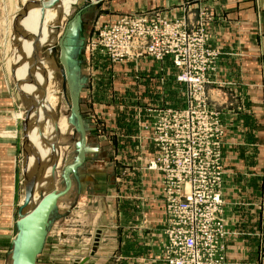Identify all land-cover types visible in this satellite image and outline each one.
<instances>
[{"label": "rangeland", "instance_id": "obj_1", "mask_svg": "<svg viewBox=\"0 0 264 264\" xmlns=\"http://www.w3.org/2000/svg\"><path fill=\"white\" fill-rule=\"evenodd\" d=\"M25 1L26 0H0V159L1 157L11 158L10 164L7 166L10 173L6 171L7 169L4 171L0 167V264H17V257L20 249V227L17 224V212L21 204V199L23 200L24 193V185L22 181V125L29 109V107L26 108L29 106L27 101H32V99L24 93L26 88L21 90L20 84L17 83L16 79L18 74H15V68L20 69L19 64L25 62V58L18 60V57H16L18 50L16 51V49L22 51L31 45L30 38H28L29 34L24 35L22 32L23 30L19 28V21L24 17L23 6L26 4ZM30 2H33V0L29 1V5H31ZM92 2L93 0H62L58 20L56 22L49 21L46 26L41 27V29L37 31V35L35 34L36 38L39 35V43L43 44L38 54L39 58L42 60L40 66L41 70L38 71L37 69L31 71V74L35 76H33L35 81L32 80L31 76L22 68L23 74L21 77L25 81L24 83L28 84L29 88L36 82L40 83L44 80L45 96L47 95L50 98H53L51 107H48V103L43 101V108L47 111L44 113L43 117L41 116L42 118L36 113V106L33 105V112L31 113L29 120V131L32 130V142L39 146L34 140L35 131L37 132V137H41L40 139L38 137L40 140V146L42 149L49 151L50 154L49 158L43 160L41 163V160L45 158V155L39 154L34 156L31 150L32 155L30 156L32 163L33 161L35 163V160H37L36 164H39V167L42 164L40 174L41 172H44L42 171L44 168H47L44 170L45 172H48V177L45 178L46 181L37 191H35L34 186V195L39 196L40 200L50 192H54L58 195V197L51 200L50 205L46 208L47 219L43 245L36 259V264H84V257H89L91 249L92 251H96L99 247L104 249V254H108V258L104 262L105 264H132L130 259L138 253V249L135 246V238L128 235L130 231L129 228L131 227H114L115 223L114 226H110L109 224L107 229V235L109 237V239H107L108 241L102 240L100 237V230L97 232L99 229V225H97L99 212H101L99 211V204L97 203L99 202L101 195L102 197H106V200L109 203L113 202L115 204L116 201H120L121 198L118 197H121L119 186L122 181L121 175L122 173H135L132 169L136 168V166L132 162L133 159L130 155L137 154L138 149L131 145H119L116 138L121 136V133L117 130L105 131L100 128L98 129V126H95L96 129L91 130L90 135V130L84 128L85 122L83 120H94L95 115L88 114V112H85L82 115L79 114V104L76 100V92L85 88L88 78L84 75L79 77L76 75L77 82L74 86L73 77L70 76V71L73 70L72 68L78 65L81 72H83V66L86 68L87 61H89L91 57L96 56V54L103 57L110 64L137 60L126 58L122 61L113 60V57L108 55L102 49L103 47L100 44V40L98 41L100 32L103 31V29L114 25L116 20L122 17H150L152 15H158L168 21H185L190 27L200 22V20H197V22L192 21L189 17H166L160 13L132 14L121 16L91 30L92 27L89 28L90 26L88 24L91 23L93 17L89 11H87V7ZM25 20L23 22H25ZM206 23L207 25L204 27L206 29L205 31L208 41L209 35L207 29L209 27V22ZM17 39H22L21 41L19 40V48L16 47L17 44H15ZM59 43H61L67 56L68 76L64 93L61 89L62 65L55 54L48 52L50 44H52L58 52ZM214 51L219 54L217 50ZM140 58H148L159 62L149 57ZM16 60L18 61L16 62ZM178 76L179 70L176 73L175 82L182 87L183 92L181 97H179V99H173L174 102L172 101L171 106L156 108L154 111L159 112L164 109H180L187 113L188 117L183 119L178 117L177 122L173 119H168L167 124L159 125V121H156L155 114L149 122L140 123L139 125V131L141 130L145 135L143 136V139L154 149V157L136 169L156 173L160 178V191L164 207V243L160 253V261L163 264H168L167 260L165 261L164 256V247L167 242V236L165 233L166 196L165 193H163L162 187L163 175L158 171L149 170V163L160 164L163 161H167L171 164L173 171H176L178 164L177 161L174 160V149L175 147H178L183 150L185 147L180 141H176V145H168L162 138L164 134H166L167 138L173 141L176 139H184L186 141H194L197 144H202L203 141L206 140L204 130L198 128L196 124H194L193 127L190 126V119H194L195 117L188 111L197 108L198 100L193 96L189 87L179 82L177 78ZM208 83L209 84L205 87L207 94L210 90L209 87L216 85V82L213 80H208ZM108 99V104L115 108H118L123 101V99L117 95H111ZM96 100L99 103L105 99L97 97ZM207 105H209L217 115L219 114V120L222 127L220 129V142L214 140L217 133L210 131L208 133L209 141L206 143L213 147L221 145L220 151L222 158L225 131L220 113L217 110V102L210 100L208 95ZM69 106L74 107L79 114L82 121V130ZM62 119L69 125L68 135H61L57 131L56 127L58 121ZM48 124H52L51 126L56 128L55 131H53V128L51 127V134H49V132L47 133L49 128ZM36 125L38 126L36 127ZM51 136L54 139H52ZM83 137V153L81 160L78 162L79 145ZM136 137L139 139L140 135L138 134ZM100 138H110V144H100ZM4 147L9 149V151L6 152V155H4ZM51 148L53 150H51ZM199 155H206V152L195 156L190 150H186L182 155L181 161L184 162L192 161V159H201L207 166L203 167L204 173L196 175L197 183L195 188H197V190L195 193L202 192L203 189L206 188L209 189V191H212L213 195L219 196L222 201L223 207L220 213V218L223 221L224 235L220 239V244L222 247L221 254L223 255L224 264H226L225 241L230 233L226 228L227 222L223 217L225 206L221 194V185L224 177L223 159H221V161L219 160L221 171L218 172V169L220 168L214 166L213 160L199 158ZM135 159L137 165L141 164L143 161L141 157H136ZM5 173L6 175L7 173L11 174L12 180V195L9 202L10 210L8 209L10 217L4 216L3 211L5 209L3 204H1L5 198V189H1ZM64 173L67 177L64 176ZM86 173L88 175L84 176ZM100 179L103 180L102 188L104 189V192L102 191V193H100ZM131 196L134 195H130V197ZM33 200H35L34 203L38 202L37 199ZM106 200L104 198L103 201L105 202ZM211 202L212 196H207V200H203L201 204L208 206L211 205ZM101 210L104 212L103 217L105 216L108 221H111L116 216V212H118L113 208L107 210L105 209V206H103ZM5 212L7 211L5 210ZM123 212L122 208H120L119 213L121 219L127 217V215H125L126 211ZM257 232L261 238L260 246L257 247V250L261 251L259 258L257 259V264H264V224L258 227ZM201 245L205 246V251H208L209 243L206 240H202ZM95 251L92 252L91 256L94 255Z\"/></svg>", "mask_w": 264, "mask_h": 264}, {"label": "crops", "instance_id": "obj_2", "mask_svg": "<svg viewBox=\"0 0 264 264\" xmlns=\"http://www.w3.org/2000/svg\"><path fill=\"white\" fill-rule=\"evenodd\" d=\"M87 11L93 17L88 24L91 30L132 14L160 13L166 17H189L195 22L200 20L201 13L208 17L206 46L219 52L215 72L210 76L216 85L209 87L208 95L217 102L225 131L221 194L225 203L223 217L230 233L225 241V260L226 264H257L261 253L257 250L261 243L257 229L264 224V0H93ZM87 62L83 72L78 65L70 71L74 86L76 75L88 78L85 88L76 92L79 114L95 115L94 120H83L84 128L90 130V135L97 126L105 131H119L118 144L135 146L138 152L130 155L132 162L136 168L144 165L154 157V149L143 139L145 135L139 131V125L150 121L154 109L171 106L173 99L181 97L182 87L175 82L177 71L170 59L156 62L139 58L110 64L96 54ZM111 95L123 99L118 108L108 104ZM97 97L105 100L98 103ZM109 140L100 138L99 142L110 144ZM3 151L6 155L9 149L4 147ZM136 157L143 159L141 164L137 165ZM10 159L1 157V169H7ZM136 168L132 169L135 173L121 175L120 201L109 203L101 195L96 230H100L103 241H108L109 224L131 227L128 235L135 238L138 249L130 259L132 264H163L160 253L164 243V207L160 178L156 173ZM8 173L1 188L5 189L1 202L7 211H3L5 217H10L12 195ZM102 184L100 179V193L104 192ZM101 205L118 211L111 221L103 217ZM120 208L126 211V218L121 219ZM103 250L99 247L91 256V249L84 264H105L108 254Z\"/></svg>", "mask_w": 264, "mask_h": 264}, {"label": "built area", "instance_id": "obj_3", "mask_svg": "<svg viewBox=\"0 0 264 264\" xmlns=\"http://www.w3.org/2000/svg\"><path fill=\"white\" fill-rule=\"evenodd\" d=\"M200 22L188 26L185 21H168L158 15L150 17H122L115 24L100 32L98 41L102 49L113 60L153 58L159 62L170 59L178 71L179 82L190 88L198 100L195 110H189L195 118L190 119L204 130L206 140L202 144L184 139L171 140L166 134L162 137L168 145L180 141L185 149H174V160L178 167L173 171L167 161L149 163L148 169L163 175L162 187L166 196V229L167 242L164 247L165 261L168 264H224L220 239L223 237L221 220L222 201L209 189L195 193L196 175L204 173L206 166L201 159L181 161L184 151L190 150L199 158L213 160L214 166L220 168L221 145L209 146L208 133L214 131L215 141L220 142L221 122L219 114L207 105L205 87L210 76L215 72L219 54L206 47V29L208 17L199 14ZM207 28V27H206ZM159 125L167 124L168 119L177 122V118H187L183 110L164 109L155 112ZM195 122V123H194ZM153 129V128H152ZM153 140V139H152ZM153 142V141H152ZM207 167V166H206ZM221 168L218 169V172ZM207 196H212L211 205H202ZM202 240L209 243L208 251L201 245Z\"/></svg>", "mask_w": 264, "mask_h": 264}, {"label": "bare ground", "instance_id": "obj_4", "mask_svg": "<svg viewBox=\"0 0 264 264\" xmlns=\"http://www.w3.org/2000/svg\"><path fill=\"white\" fill-rule=\"evenodd\" d=\"M29 1L30 0H26L25 1L26 5H28V9H27V13L24 14L23 19H21L19 21V28H21L23 30L22 32L24 33V35L29 34L28 38H30L31 45L27 49H23L22 51H20L19 49H16V51L18 50L17 51V56H16V57H18V60H21V59L25 58V62L24 63L21 62L19 64L20 69L19 68H15V74L16 75L18 74V77L16 79H17V83L20 84L21 90H24L26 88L24 90V93L26 95H28L32 99V101L30 100V102H29V100L27 101L29 103V106H27L26 108L33 107V105L36 106V108H35L36 109V113H38V115L40 117L41 116L43 117L44 113L47 111L45 108H43V103H44L43 101L48 103V107H51V104L53 103V98H50L47 95L45 96V92H44V97H43V94L41 93V91L39 89V87H41L44 90V87H45L44 80L42 82H40V83L36 82L34 85H32V87L29 88L28 84L24 83L25 81L23 80L21 75L23 74V70H24L28 75L31 76V79L35 81V79L33 78L34 75L31 74V71L37 70V69H38V71H40L41 70V68H40L41 64H39L35 68L33 66L34 65V60H35V49L33 47V42H35L37 31H39L41 29V27L46 26L49 21H55L56 22L58 20V16L60 14V6H61V1L62 0H33V2H30L31 5H29ZM24 20H25V22H23ZM37 39L39 41V35L37 36ZM19 40L21 41L22 39H17L15 41V44H17L16 47H18V48H19L18 44H20ZM40 45L42 46L43 44L40 43ZM50 46H52V44H50L49 47ZM18 60H16V62ZM22 68H23V70H22ZM27 102H26V104H27ZM35 115H37V114H35ZM34 118H36V117H34ZM54 121H55V119H54ZM51 125L52 124H50V125L48 124L49 128L47 127L48 128L47 133L49 132V134H51L50 132H52V128H53V131H55V129L57 128V131L61 135H68L69 134V125L63 119L58 121V124H57L56 128H54ZM37 126L38 125H36V127ZM28 136H29V140L32 142V139H31L32 130H30ZM38 137H37V132L34 131V140L39 146L35 145L33 142L31 144V142H30V147H31L30 149L32 150L34 156L35 155H39V154L45 155V158H43L41 160V163H42L43 160H45V159L47 160L49 158L50 154H49V151L42 149V147L40 146V140H39L41 137H39V139H38ZM51 138L54 139L52 136H51ZM63 140H64V138H63ZM45 141H46V137H45ZM53 144H54V141H53ZM51 150H53V149L51 148ZM56 151H57V149H56ZM35 153H37V154H35ZM36 161L37 160H35V163H34V161L32 163V159H30V162H29L30 163L29 166H31V163H32V166L30 168H31V173L33 174L32 183L35 186V191H37L44 184V182L46 181L45 178L48 177V172H45V170H44V169H47V168H44L42 170L44 172H41V174H40V170L42 169L41 168L42 164L39 167V164L37 165ZM39 162H40V160H39ZM32 174H31V176H32ZM42 197H43V195H42ZM33 199H37L38 202L34 203L35 200H32L33 202H31V204H28L25 207L24 212H23L24 214L30 213L32 208H33V206L37 205L39 203V201H40L39 196H36V195H33ZM22 204H23V200H22L21 205L19 207H21Z\"/></svg>", "mask_w": 264, "mask_h": 264}, {"label": "water", "instance_id": "obj_5", "mask_svg": "<svg viewBox=\"0 0 264 264\" xmlns=\"http://www.w3.org/2000/svg\"><path fill=\"white\" fill-rule=\"evenodd\" d=\"M28 5L23 6L24 14L27 13ZM33 47L35 49V60H34V68L42 63L41 58H39V50L41 49V45L37 38H35V42H33ZM48 52L51 54H55L62 65L61 68V89L62 92H65V87L67 83V56L65 54L64 49L59 43V51L55 50V47L51 46L48 49ZM42 94H44L43 88L39 87ZM73 114L75 115L78 125L82 130V121L79 114L76 112L74 107L69 106ZM33 112V107H29L27 114L24 118L22 125V152H23V166H22V181H23V204L19 207L17 212V224L20 227V249L17 257V264H36V259L43 245L47 212L46 208L50 205L51 200L58 197L54 192H50L42 198L37 205H34L31 212L28 214H24V209L28 204L33 202L34 195V185L32 183L31 176V166H29V160L31 159V147L29 140V120L31 113ZM83 136V132H82ZM83 142L84 137L79 145V155L78 162L82 158L83 153ZM64 176L66 174L64 173Z\"/></svg>", "mask_w": 264, "mask_h": 264}]
</instances>
